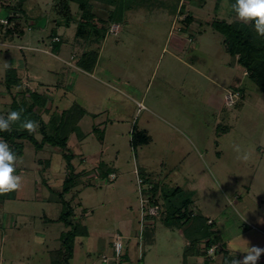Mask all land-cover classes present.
Instances as JSON below:
<instances>
[{"label":"rangeland","instance_id":"rangeland-1","mask_svg":"<svg viewBox=\"0 0 264 264\" xmlns=\"http://www.w3.org/2000/svg\"><path fill=\"white\" fill-rule=\"evenodd\" d=\"M17 1L0 0V21L15 12L5 6ZM54 1H27L13 22L23 35L3 38L0 24V115L12 98L30 103L29 92L49 100L41 113L46 127L73 104L86 115L63 151L45 145L37 152L24 144L16 169L22 186L0 201V264H51V253L60 249V235L68 230L58 221L64 153L72 157L77 183L63 199L72 220L88 231L74 240L68 264H183L187 240L173 222L165 225L161 211L187 194L188 211L215 224L230 258L224 264L242 260L247 247L264 248V93L210 26L215 19L240 21L228 2L128 0L116 8L91 0L104 19L122 11L94 39L76 38L75 21L59 24ZM70 9L74 18L80 15L76 5ZM54 35L61 44L52 49ZM89 52L98 58L85 72L76 64ZM7 69L21 79L10 91ZM133 127L144 131L146 144L131 145ZM94 128L104 131L102 143ZM34 137L41 140L38 129ZM154 187L155 205L148 199ZM222 246L188 264H219ZM257 264H264V255Z\"/></svg>","mask_w":264,"mask_h":264},{"label":"trees","instance_id":"trees-1","mask_svg":"<svg viewBox=\"0 0 264 264\" xmlns=\"http://www.w3.org/2000/svg\"><path fill=\"white\" fill-rule=\"evenodd\" d=\"M28 0H18L12 6L9 3L5 6L8 11H15L11 17L5 21V31L3 38L10 37L12 35H23V30L19 27L18 23H13L17 21V14L23 15V7ZM107 5H112L118 8L119 3L128 4V0H100ZM222 0H216L218 4ZM229 4L232 14L236 13L232 10V5L235 0H226ZM91 0H55L53 5V10L55 14L59 17L61 25L69 27V24L73 21L76 23V38L82 37H94V39L101 38L112 24H115L118 20V16L121 14V10L115 9L113 13L110 12L106 19L97 16V14L92 11ZM128 2V3H127ZM71 4L77 6L80 15L74 18L71 12ZM123 8V7H120ZM186 24L191 22L190 17H186L183 21ZM12 24V25H11ZM2 26V27H3ZM211 28L218 32L223 37V43L226 48L227 54L235 61L236 65L241 67L246 73L248 79L253 81L259 89L264 93V37H260L253 30L252 24H245L242 21H235L228 23L223 20H213L210 23ZM56 35L52 38V49L60 46L61 40L57 38ZM98 58L97 52L83 53L77 61L76 66L84 70L85 72H90L93 70ZM13 69H7L5 75V88L10 91L13 87H18L21 84V79L16 77ZM30 103L21 102L18 103L16 98H12V102L9 106V111L3 115L7 114L12 110L23 109L22 120L25 118L32 119L38 122L39 128L38 132L41 135V140L37 141L34 137V133H29L24 130L20 122L12 125L11 132L0 131V138L5 140L10 148L20 157L23 153L24 144L26 142L33 145L35 151H40L45 145L52 148H57L61 151L66 149V144L68 136L70 133L76 132L78 130L79 121L86 115V112L80 108L77 104H73L69 109L61 111L58 116L55 115L49 121L48 126L45 125L41 120V113L45 110V103H49L46 97L39 95L37 92L28 93ZM48 101V102H46ZM93 132L98 134V140L100 143L103 142L104 131L97 128L93 129ZM147 143V136L144 131L135 130L133 127L131 145L138 146L140 144ZM63 159L66 161L67 175L63 180L61 186V192L58 194L61 202V213L58 221L63 223L68 230L60 235L61 247L58 251L51 253V264H68L73 253V243L77 237H86L88 231L85 226L80 222H74L72 220L73 210L68 201L63 199L64 195H67L77 183V175L74 173L73 166L71 164L72 157L69 154H62ZM111 174L108 172L106 176ZM156 187L150 190V195L148 197L149 204H156L155 194ZM179 195L183 192L182 190H176ZM173 193V192H172ZM171 193V194H172ZM178 195V196H179ZM9 196V194H0V201H3ZM186 197V198H184ZM181 197V202H179L176 207L174 205H168V207L161 211V215H167L164 220L165 225L170 226L169 222H173L177 226L187 240L186 248L183 252L184 262L183 264H188V258L203 256L207 254V250L212 246L218 247L222 246L221 238L218 232L215 230V224L211 222L208 223L209 219L205 218L201 214H194L192 211H188V206L192 203L191 195H186ZM223 251V246L222 249ZM216 252V251H215ZM227 251L224 252V257L221 260V264L226 261ZM230 260V258H227Z\"/></svg>","mask_w":264,"mask_h":264},{"label":"clouds","instance_id":"clouds-1","mask_svg":"<svg viewBox=\"0 0 264 264\" xmlns=\"http://www.w3.org/2000/svg\"><path fill=\"white\" fill-rule=\"evenodd\" d=\"M232 10L237 18L245 24H252L253 30L260 37H264V0H235ZM23 109L12 110L7 116L0 115V131L11 132L12 125L20 122L21 127L30 134L39 127L37 121L25 118L22 120ZM234 150L239 152L238 146ZM247 155L243 159H247ZM20 163L18 155L10 148L9 144L0 138V194L18 191L22 186V177L16 174ZM35 242L42 244L41 237H35ZM242 260L234 259L232 264H257L264 248L258 246L247 247Z\"/></svg>","mask_w":264,"mask_h":264},{"label":"built area","instance_id":"built-area-1","mask_svg":"<svg viewBox=\"0 0 264 264\" xmlns=\"http://www.w3.org/2000/svg\"><path fill=\"white\" fill-rule=\"evenodd\" d=\"M2 24H5L6 22L5 21H0ZM109 33H111V30H110V32ZM58 39L57 38H55L54 39V41H57ZM227 99L228 100H231V102H232V99H233V96L232 95H227ZM140 107H141V105H139ZM108 178L110 179V180H114V178H115V176H114V174H109L108 175ZM155 209L157 210L158 208H157V206L155 207ZM151 214H154V213H150V215ZM210 221H208V223H209ZM217 250V247L216 246H212L211 248H209L208 250H207V254L208 255H211V254H213L215 251ZM113 251H114V254H115V256H117L118 258L120 257V251H121V245H120V243L119 242H115V243H113ZM105 261V260H104Z\"/></svg>","mask_w":264,"mask_h":264},{"label":"crops","instance_id":"crops-1","mask_svg":"<svg viewBox=\"0 0 264 264\" xmlns=\"http://www.w3.org/2000/svg\"><path fill=\"white\" fill-rule=\"evenodd\" d=\"M180 230V229H179ZM180 233H181V230H180ZM182 234V233H181ZM187 242V241H186ZM227 250L225 249V247L223 246V251L221 250V252L222 253H224V252H226ZM228 252V251H227ZM216 252H214L213 254H215ZM213 254H211V255H213ZM221 255V254H220ZM223 255V254H222ZM222 255H221V259H220V263L219 264H221V260H222ZM190 258H192V257H190ZM190 258H188V260L190 259ZM219 261V260H218ZM218 261H217V263H214V264H218ZM188 262V261H187Z\"/></svg>","mask_w":264,"mask_h":264},{"label":"water","instance_id":"water-1","mask_svg":"<svg viewBox=\"0 0 264 264\" xmlns=\"http://www.w3.org/2000/svg\"><path fill=\"white\" fill-rule=\"evenodd\" d=\"M43 23H44L43 21L39 22V23H38V26L43 25Z\"/></svg>","mask_w":264,"mask_h":264}]
</instances>
